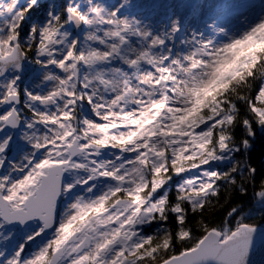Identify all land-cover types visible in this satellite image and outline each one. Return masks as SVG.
I'll use <instances>...</instances> for the list:
<instances>
[{"label": "snow or ice", "instance_id": "1", "mask_svg": "<svg viewBox=\"0 0 264 264\" xmlns=\"http://www.w3.org/2000/svg\"><path fill=\"white\" fill-rule=\"evenodd\" d=\"M0 264H264V0H0Z\"/></svg>", "mask_w": 264, "mask_h": 264}, {"label": "trees", "instance_id": "2", "mask_svg": "<svg viewBox=\"0 0 264 264\" xmlns=\"http://www.w3.org/2000/svg\"><path fill=\"white\" fill-rule=\"evenodd\" d=\"M257 155H259V150H258V152H257ZM249 195H251V191H250Z\"/></svg>", "mask_w": 264, "mask_h": 264}]
</instances>
